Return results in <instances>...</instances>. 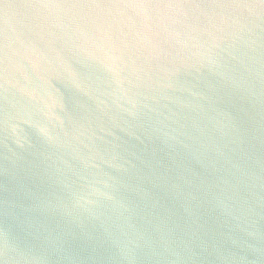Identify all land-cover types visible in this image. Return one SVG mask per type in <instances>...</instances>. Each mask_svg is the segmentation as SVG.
Instances as JSON below:
<instances>
[{
	"label": "water",
	"instance_id": "1",
	"mask_svg": "<svg viewBox=\"0 0 264 264\" xmlns=\"http://www.w3.org/2000/svg\"><path fill=\"white\" fill-rule=\"evenodd\" d=\"M0 264H264V0H0Z\"/></svg>",
	"mask_w": 264,
	"mask_h": 264
}]
</instances>
